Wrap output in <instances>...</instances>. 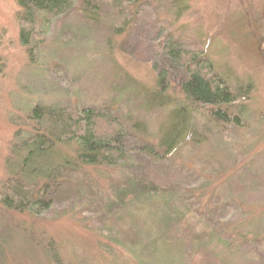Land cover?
<instances>
[{"label":"rangeland","instance_id":"obj_1","mask_svg":"<svg viewBox=\"0 0 264 264\" xmlns=\"http://www.w3.org/2000/svg\"><path fill=\"white\" fill-rule=\"evenodd\" d=\"M85 1L96 20L81 13ZM180 1L130 9L75 0L71 15L24 45L22 30L35 29L22 25L16 0H0V197L17 151L41 128L29 121L35 109L114 117L128 150L127 162L82 168L49 191L53 207L39 217L0 199V264H264V0H183L188 10L177 12ZM168 38L203 53L229 85L227 121L180 93L183 73L159 84ZM173 113L188 127L185 141L164 161L139 156L160 145ZM57 150L72 160V146ZM54 153L41 160L45 170L59 162ZM140 193L151 203L131 205Z\"/></svg>","mask_w":264,"mask_h":264},{"label":"trees","instance_id":"obj_2","mask_svg":"<svg viewBox=\"0 0 264 264\" xmlns=\"http://www.w3.org/2000/svg\"><path fill=\"white\" fill-rule=\"evenodd\" d=\"M74 1L16 0L17 5L21 8L19 16L22 25L32 26L35 29L32 32H28L26 29L22 30L21 37L24 45H28L32 40V34L36 32L38 35L47 33L46 30L50 29L53 20L56 18L71 15L76 5ZM119 1L127 4L130 9H137L138 6L144 5L149 0ZM90 4V2L85 1L81 13L86 18L94 19L96 13ZM173 7L177 12L188 10L183 0ZM165 42L162 48V52H164L162 68L157 70L159 84L171 74L183 73V79L179 83L181 84L180 93L193 105L200 104L204 108L205 106L211 109L217 108L216 112L212 111L211 117L215 120L227 121L228 115L221 109L233 105L236 96L225 81L214 75L212 63L204 59L203 53L186 51L171 38ZM64 114L65 111L60 109L45 110V112L38 111V109L34 110L29 121L41 123V128L35 137L28 139L29 141L26 142L23 151L21 150L22 153L18 152L17 149L14 150L18 153L19 164L16 172H11V178L2 189L0 199L4 209L39 217V215L49 212L53 207L51 206L53 202L50 199L47 200L45 195H49V191L53 192L52 189L58 188L60 184L70 183L80 169L101 166L112 168L127 162L128 150L124 143L126 131L116 118H108L103 113L91 109L86 110L77 119L66 118ZM174 115L175 113L171 115L173 123L171 122L172 124L168 125L169 128L163 132V136L161 135L160 145L157 148L155 145H150L137 149L136 152L139 156L144 155L152 161H164V158L175 149L176 145L185 141V133L188 131V127H182V123L179 126V122L174 123ZM180 116L186 118L184 113ZM179 118L177 121L180 120ZM46 122L49 127L43 131ZM63 146H72L74 151L71 154L72 158L69 157L72 160L61 159L57 148ZM55 151L58 153L59 162H53L51 168L45 170L44 166L46 165L41 160L48 153L55 155ZM146 196L140 193V197H135L131 201V205L134 202H146L147 206L148 203H151L149 202L151 199ZM184 198L186 196L181 201L186 205ZM158 217L162 223L161 226L164 228H167L172 221L167 212L158 215ZM178 220L180 219L178 218ZM218 240L217 242L221 244L222 240L219 238ZM136 243L138 244L137 240ZM142 251L144 252V249ZM149 256L152 255L149 254ZM161 258L162 260L169 259L163 254Z\"/></svg>","mask_w":264,"mask_h":264}]
</instances>
